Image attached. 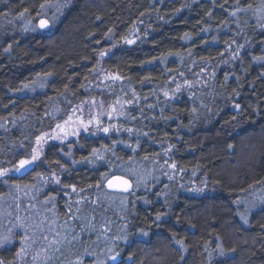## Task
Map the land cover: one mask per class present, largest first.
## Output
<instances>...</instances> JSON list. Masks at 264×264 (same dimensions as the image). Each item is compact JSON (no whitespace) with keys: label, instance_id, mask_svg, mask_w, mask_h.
Returning <instances> with one entry per match:
<instances>
[{"label":"trees","instance_id":"16d2710c","mask_svg":"<svg viewBox=\"0 0 264 264\" xmlns=\"http://www.w3.org/2000/svg\"><path fill=\"white\" fill-rule=\"evenodd\" d=\"M239 3L0 0L3 264H264V0ZM133 98L11 172L74 108Z\"/></svg>","mask_w":264,"mask_h":264},{"label":"rangeland","instance_id":"374dc122","mask_svg":"<svg viewBox=\"0 0 264 264\" xmlns=\"http://www.w3.org/2000/svg\"><path fill=\"white\" fill-rule=\"evenodd\" d=\"M114 79L115 78L113 77L103 75L100 80V87L106 88L107 81L110 82L108 84H114ZM132 95L133 97H135L134 94ZM135 102L136 101H134V98L130 101H125L124 99H116L115 101H112L110 105L104 107L99 103L98 100H91L74 108L71 113L60 123V125L62 126L60 129L55 127L52 131L45 133L47 135L41 134L39 137L43 136L44 138L40 141L39 144L37 143V139L35 140L33 146V150L35 149V152L32 150L31 157L35 154L37 155V159L31 165L27 166L26 169L21 170L20 172L16 171L18 167L17 165L11 172L19 174L29 170L40 159L44 148L49 143H63L77 137L81 133L89 136H96L98 134L105 135L117 131L115 128V121L119 117H121V115L128 107L135 104ZM69 117H71V119H69ZM89 120H91V124L88 125L87 130H85V128L81 126V121L87 123ZM65 121H67V123H65ZM105 127L109 128V131L107 133L102 130ZM31 157L29 159H31ZM4 172L8 174L7 171ZM2 177L3 176H0V178ZM251 195H254L259 199V202H262V204H259H264V200H261L263 199L262 196H264V190L258 188L253 191ZM247 203L249 204V207H251V201L248 200ZM0 235H7L6 231H1ZM42 257H44V255H42Z\"/></svg>","mask_w":264,"mask_h":264},{"label":"snow or ice","instance_id":"6c2138e0","mask_svg":"<svg viewBox=\"0 0 264 264\" xmlns=\"http://www.w3.org/2000/svg\"><path fill=\"white\" fill-rule=\"evenodd\" d=\"M43 7H44V5H41V8H43ZM248 7L250 8L251 5H249ZM245 10H246V9L240 5L239 0H237V4H236V6H235V9H234V11L231 13V15H232V16H236L237 13H239V12H243V11H245ZM209 15H211V13H209ZM40 27H42V28H44V27H48V22H47L46 20H41V21H40ZM125 42H126V43H132V41H129V40H126ZM113 47H115V45H113ZM242 47H243V45H238V46H237V48H242ZM6 51H7V49H6ZM106 54H107V53L102 52V53H101V56L106 55ZM256 60H257L258 62H264V56L257 57ZM117 78H118V77H117ZM165 95H167V93H165ZM235 107H236V108H239L240 106H239V104H237V105H235ZM69 119H71V117H69ZM65 123H67V121H65ZM90 124H91V120H89L87 123H84L83 121H81V126L84 127L85 130H87L88 125H90ZM56 127H57L58 129H60L62 126H61L60 124H57ZM102 130H103L105 133H107V132L109 131V128L105 127V128H103ZM45 135H47V134H45ZM43 138H44L43 136H42V137H38V138H37V143L39 144L40 141H41ZM54 138H55V137H54ZM229 147H232V145H229ZM33 151L35 152V149H34ZM93 152L95 153L96 150L94 149ZM36 159H37V155L34 154V155L31 157V159H22V160H20V161H19V164H18V167H17V169H16V171H21V170L26 169V167L29 166V165H31ZM172 167H175V165H172ZM5 174H6V173H5L4 171H0V176H4ZM105 179H107V184H108V187H110V188L115 186L114 183H113V181H116L119 185H122V186H123V187H122V190L125 191V192H127V191L129 190V188L131 187V184H130V182H129L128 179H124V178H121V177H119V176H114V177H112V178H110V179L106 177ZM56 182L59 183V180H57ZM73 190H75V188H73ZM157 219H160V216H159V215L157 216ZM242 219H245V223H247L246 218L242 217ZM20 227H24V226L21 224ZM25 231H27V230L25 229ZM143 234H144V235H147V233H143ZM11 238H12V234H11V231H10V230H9V235H0V247H4L6 244L10 243V242H11ZM26 239H27V237H26ZM45 239H46V237H45ZM24 250H25V249H24V247L22 246V247H21V252H23ZM233 251H235V250L233 249ZM222 254H223V253H222ZM17 255H20V253H17ZM117 255H118V253H117L116 255H112V256L110 257V259H112L113 261H115ZM130 259H131V258H130ZM0 264H3V261H0Z\"/></svg>","mask_w":264,"mask_h":264},{"label":"water","instance_id":"95a60500","mask_svg":"<svg viewBox=\"0 0 264 264\" xmlns=\"http://www.w3.org/2000/svg\"><path fill=\"white\" fill-rule=\"evenodd\" d=\"M38 28H39L40 31H43V32L48 31L49 30V23H48V27L42 28V27H40V21H39ZM112 177H114V176H112ZM112 177H110V178H112ZM119 177L124 178V179H127V178L122 177V176H119ZM113 183H114L115 186L114 187H111V188L108 187L107 180H106L105 185H104L105 186V189L108 192H110V193H114V194H127V193H129L131 191L132 185L129 188V190L127 192H125V191L122 190V187H123L122 185H119L116 181H113ZM130 184H131V182H130Z\"/></svg>","mask_w":264,"mask_h":264}]
</instances>
